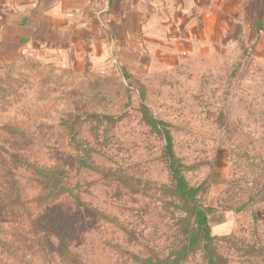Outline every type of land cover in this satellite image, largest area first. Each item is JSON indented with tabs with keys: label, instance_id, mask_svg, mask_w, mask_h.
<instances>
[{
	"label": "rangeland",
	"instance_id": "obj_1",
	"mask_svg": "<svg viewBox=\"0 0 264 264\" xmlns=\"http://www.w3.org/2000/svg\"><path fill=\"white\" fill-rule=\"evenodd\" d=\"M205 62L133 72L0 63V199L12 197L0 209L14 210L0 221V264H145L179 245L181 213L165 209V141L143 103L170 125L190 184L208 188L212 235L225 239L229 264H264V52ZM33 167L60 168L64 214L53 199L37 200ZM187 264H203L200 254Z\"/></svg>",
	"mask_w": 264,
	"mask_h": 264
},
{
	"label": "crops",
	"instance_id": "obj_2",
	"mask_svg": "<svg viewBox=\"0 0 264 264\" xmlns=\"http://www.w3.org/2000/svg\"><path fill=\"white\" fill-rule=\"evenodd\" d=\"M264 52V0H0V63L195 66Z\"/></svg>",
	"mask_w": 264,
	"mask_h": 264
},
{
	"label": "trees",
	"instance_id": "obj_3",
	"mask_svg": "<svg viewBox=\"0 0 264 264\" xmlns=\"http://www.w3.org/2000/svg\"><path fill=\"white\" fill-rule=\"evenodd\" d=\"M143 119L146 124L165 141V147L162 151V158L168 168L172 185L169 189V203L165 209H169L174 213H181L176 219L178 246L165 256H148L144 259L145 264H187L188 260L195 254L199 253L203 264H229L230 256L225 254L219 246L224 238H218L212 235V217L215 213L211 206L204 201V195L208 192L205 184L193 186L186 177V173L190 167L184 164L175 154L173 136L170 125L165 121L153 117L149 113V108L142 104ZM109 120H112L108 118ZM75 138V134L73 135ZM35 175L39 179V184L43 190L38 201L44 198L53 199L56 203L61 197L65 196L67 187L62 182V172L60 168H32ZM18 191V188H17ZM46 196V197H45ZM12 197L6 196L0 199L4 201L3 207H10ZM21 197L17 193L16 202H20ZM55 208L64 214L65 204L56 203ZM243 209V208H242ZM14 214V210L0 209V221L8 222ZM256 218V217H255ZM69 222V221H67ZM64 252H66L70 236L67 234L63 237ZM2 248H11V245L5 243ZM67 253V252H66ZM264 257V256H263ZM139 262L138 260H135ZM264 262V260H263Z\"/></svg>",
	"mask_w": 264,
	"mask_h": 264
}]
</instances>
